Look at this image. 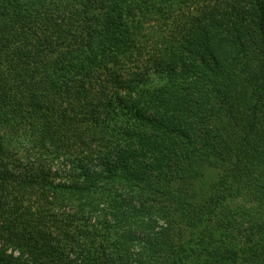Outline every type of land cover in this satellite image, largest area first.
Here are the masks:
<instances>
[{"label":"trees","instance_id":"16d2710c","mask_svg":"<svg viewBox=\"0 0 264 264\" xmlns=\"http://www.w3.org/2000/svg\"><path fill=\"white\" fill-rule=\"evenodd\" d=\"M264 264V0H0V264Z\"/></svg>","mask_w":264,"mask_h":264},{"label":"rangeland","instance_id":"374dc122","mask_svg":"<svg viewBox=\"0 0 264 264\" xmlns=\"http://www.w3.org/2000/svg\"><path fill=\"white\" fill-rule=\"evenodd\" d=\"M200 231L194 233L196 238H194L191 245L188 247L186 252L183 255V260L180 264H237L236 261H215L210 257V255L204 252L202 249L198 248V240Z\"/></svg>","mask_w":264,"mask_h":264}]
</instances>
